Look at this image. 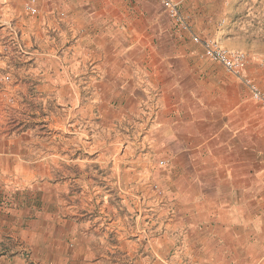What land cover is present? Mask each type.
I'll list each match as a JSON object with an SVG mask.
<instances>
[{"label": "crops", "instance_id": "1", "mask_svg": "<svg viewBox=\"0 0 264 264\" xmlns=\"http://www.w3.org/2000/svg\"><path fill=\"white\" fill-rule=\"evenodd\" d=\"M171 1L188 28L162 0H36L35 17L24 9L28 0L21 10L0 6V37L6 28L20 31L19 39L0 41V82L21 58L28 95L50 90L73 104L85 91L86 111L97 108L105 126L150 109L143 139L171 201L172 232L160 236L184 239L174 253L185 250L194 264H264V103L246 83L264 99V52L239 25L218 23V0L215 7ZM195 38L244 53L239 73L208 57ZM23 144L0 136V264H29L20 244L42 264H97L75 220L47 201L46 184H29L45 173L47 157Z\"/></svg>", "mask_w": 264, "mask_h": 264}, {"label": "rangeland", "instance_id": "2", "mask_svg": "<svg viewBox=\"0 0 264 264\" xmlns=\"http://www.w3.org/2000/svg\"><path fill=\"white\" fill-rule=\"evenodd\" d=\"M23 1L0 0V6L21 10ZM210 2L215 7L217 0ZM222 17L239 25L253 48L264 52V0H218L219 24L225 23ZM1 34L0 41L20 38L18 30L6 28ZM14 50L22 54L18 44ZM14 59L15 66L3 71L0 82L4 88L0 136L16 137L21 146L26 141L28 151L46 155L45 173L29 184H46L47 201L52 206L56 203L65 218L75 220L79 240L90 247L97 264H194L185 250L174 253L184 239L166 241L160 236L168 229L172 232L168 227L171 201L159 184L149 144L143 139L152 111L145 109L141 118L133 112L105 126L97 108L86 111L92 97L85 91L73 104L61 102L50 90L47 95H28L27 68L22 66L23 59ZM85 71L81 68L78 75ZM145 101L149 105L150 100ZM71 156L77 160L70 162ZM154 244L163 255L154 254ZM19 247L29 254V264H42L30 256L28 245Z\"/></svg>", "mask_w": 264, "mask_h": 264}, {"label": "built area", "instance_id": "3", "mask_svg": "<svg viewBox=\"0 0 264 264\" xmlns=\"http://www.w3.org/2000/svg\"><path fill=\"white\" fill-rule=\"evenodd\" d=\"M168 15L176 23L183 28H188V23L185 21L184 17L181 15L176 4L171 0H162ZM36 0H28L24 3V9L28 15L35 17L37 16V8L35 6ZM196 41L203 44L205 48L206 55L212 60L222 64L228 71L238 74L245 62V55L240 51H233L219 45L217 42L212 40H202L200 38H195ZM251 92L252 97L256 100H261L264 103V99L257 87L251 81L246 80ZM162 164L163 161H160Z\"/></svg>", "mask_w": 264, "mask_h": 264}]
</instances>
